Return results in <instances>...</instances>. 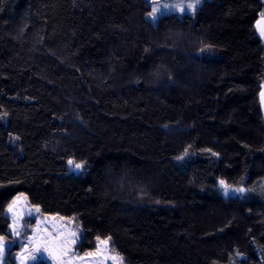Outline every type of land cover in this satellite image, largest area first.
Here are the masks:
<instances>
[{
  "label": "trees",
  "instance_id": "16d2710c",
  "mask_svg": "<svg viewBox=\"0 0 264 264\" xmlns=\"http://www.w3.org/2000/svg\"><path fill=\"white\" fill-rule=\"evenodd\" d=\"M149 13L0 0V237L23 194L74 219L82 253L99 237L124 264H264V0Z\"/></svg>",
  "mask_w": 264,
  "mask_h": 264
},
{
  "label": "rangeland",
  "instance_id": "374dc122",
  "mask_svg": "<svg viewBox=\"0 0 264 264\" xmlns=\"http://www.w3.org/2000/svg\"><path fill=\"white\" fill-rule=\"evenodd\" d=\"M205 1L207 0H201L200 4L196 6L195 12L187 9L183 13L178 9H162V14L157 13V18L155 20H153L150 15H148V18L152 23H157L161 17L170 14L177 15L178 17H183L185 15L193 16ZM146 2L150 7L151 13L152 8L156 6H162L164 4L173 5L180 2H183L186 5L188 2H191V0H146ZM175 35V33H170L168 36L174 39L177 37ZM259 37L264 44V36L259 34ZM167 38L169 39V37ZM218 191L225 200L231 198L232 195H241L240 197L243 195L242 192L234 191L229 187L227 188L228 194H226L225 187L221 184L218 186ZM259 193L260 191L257 189L255 195H258ZM260 195H263V193ZM262 197H264V195ZM14 201L15 203H13ZM10 206L12 208L11 211H9ZM9 207L7 208L6 215L10 221L8 230L10 238L7 240L3 237L4 251L3 254L0 255V264H38L41 261H44L47 264H60V261H63L64 264H68L69 261L70 264H113L111 259H105L106 256L112 255H118L120 257L118 264H124L123 258L112 248L110 239L107 246L101 245L99 244V241H97L94 250L83 253L80 252L79 244L82 240V230L80 225L74 219H61L62 217L59 216H49L44 214L41 210L37 212L35 210L37 207L30 205L26 196L23 194L17 195ZM14 222L15 230H13ZM37 224H39V227H37ZM45 229L47 231H45ZM71 232H75L76 236L71 237L69 235ZM60 233H63V235L60 236L59 241L56 242L60 245V247L54 248L53 245L45 244V242L50 239L49 234L55 237ZM71 239H75V244H69L67 255H62L61 253L64 250V242L70 241ZM37 245L40 247L39 252L36 251ZM45 247H48L49 251H45ZM97 248H100L102 251L97 253ZM86 253L97 254L93 256H86ZM32 256H36L38 258L33 260L31 258ZM81 257H83V259H81Z\"/></svg>",
  "mask_w": 264,
  "mask_h": 264
},
{
  "label": "snow or ice",
  "instance_id": "6c2138e0",
  "mask_svg": "<svg viewBox=\"0 0 264 264\" xmlns=\"http://www.w3.org/2000/svg\"><path fill=\"white\" fill-rule=\"evenodd\" d=\"M200 2H201V0H191V2H188L186 5L183 2H180V3H177V4H173V5L164 4L162 6H156V7H153L152 8V12L149 13V15L152 17L153 20H155L157 18V13L162 14V9H164V10L178 9L182 13L185 12V10L187 9L189 11L195 12L196 6L198 4H200ZM257 27H258V29L260 31V34L262 36H264V14H262V19L259 20V21H257ZM5 115H6V113H5ZM185 155H187V149L185 150ZM68 164L70 166L71 165H74V167L76 169H82L83 166H84L82 163H75L73 160H69L68 161ZM220 183H221V185H224L225 190H226V194H228L227 193L228 186L225 185L224 181H220ZM234 191L243 192L244 189H242V188L241 189H235ZM13 203H15V201ZM11 210H12V208L10 206L9 207V211H11ZM35 210L37 212L40 211V209L38 207ZM53 219H55V218H53ZM61 219H63V218H61ZM37 227H39V224H37ZM13 230H15V222H14V225H13ZM45 231H47V230L45 229ZM62 235H63V233H60L58 236L53 237V236H51V234H49L50 239L48 241H46L45 244L46 245H49V244L50 245H53L54 248L55 247H60V245H58L56 242L59 241L60 236H62ZM69 235L71 237H75L76 236V233L75 232H71V233H69ZM109 239L110 238L104 239V240H100V238L97 237V240L99 241V244L105 245V246L108 245ZM75 242H76L75 239H71L70 241H65L64 242V245H63V249L64 250H63V252L61 254L62 255H67L68 245L69 244H75ZM44 250L45 251H49V248L48 247H45ZM105 250H106V248H105ZM3 251H4V238L3 237H0V255L3 254ZM36 251L37 252L40 251L39 245L36 246ZM100 251H102V250L100 248H97V253H99ZM97 253H86L85 255L86 256H93V255H96ZM31 258L33 260H35L38 257L32 256ZM81 259H83V257H81ZM105 259H111L113 261V264H118V262L120 261V257L118 255L106 256ZM60 264H64V262L63 261H60ZM68 264H70V261L68 262Z\"/></svg>",
  "mask_w": 264,
  "mask_h": 264
},
{
  "label": "water",
  "instance_id": "95a60500",
  "mask_svg": "<svg viewBox=\"0 0 264 264\" xmlns=\"http://www.w3.org/2000/svg\"><path fill=\"white\" fill-rule=\"evenodd\" d=\"M261 19H262V17L259 18V20H261ZM259 20H258V21H259ZM256 31H257V32H260L259 29H258V27H257V23H256ZM260 101H261V107H262V110H263V112H264V85H263L262 88H261V92H260Z\"/></svg>",
  "mask_w": 264,
  "mask_h": 264
}]
</instances>
